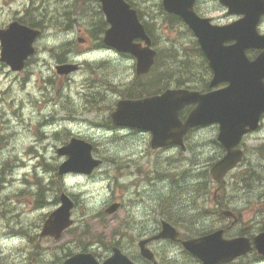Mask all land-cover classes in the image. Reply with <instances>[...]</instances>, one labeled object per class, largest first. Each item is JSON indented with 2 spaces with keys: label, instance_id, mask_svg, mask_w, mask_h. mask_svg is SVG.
I'll use <instances>...</instances> for the list:
<instances>
[{
  "label": "rangeland",
  "instance_id": "rangeland-1",
  "mask_svg": "<svg viewBox=\"0 0 264 264\" xmlns=\"http://www.w3.org/2000/svg\"><path fill=\"white\" fill-rule=\"evenodd\" d=\"M133 1L159 51L160 66L156 70L166 65L170 46L192 53L196 37L187 25H172L167 20L162 0ZM197 10L217 24L238 18L229 15L218 0H199ZM100 11L96 0H0V26L33 14L38 21L40 14H48L44 31L35 43L36 53L23 71L13 72L0 61V264H54L82 251L104 260L115 243L130 256L134 246L131 235L139 233L128 227L132 218L127 210L143 215L130 187L135 177L141 180L137 172L153 183V196L160 193L155 198L150 192L153 224L163 218L155 205L182 190L179 197L183 202H177L184 207V218L191 227H214L209 219L197 223L196 211H187L186 206L193 185L197 184L200 192L204 188L214 191L209 175L212 163L221 156L215 140L218 126L191 135L192 147L187 152L176 147L154 149L149 133L116 129L109 117L122 97L118 90L135 81L148 83L152 76L136 80V60L132 56L98 47L100 36L94 37L93 32L101 28ZM79 38L85 40L79 42ZM61 60L80 62L82 68L59 77L55 67ZM73 136L91 141L94 156L103 159V165L92 174L59 176V166L66 158L59 155L58 148ZM261 145L264 117L260 127L245 137L247 154L232 174L243 175L252 163L256 164L261 158L257 149ZM193 159L197 160L194 166ZM62 192L75 202L73 225L60 239L41 237L42 226L57 208V196ZM116 200H123L126 208L107 214L105 209ZM179 261L191 264L183 256Z\"/></svg>",
  "mask_w": 264,
  "mask_h": 264
},
{
  "label": "water",
  "instance_id": "water-1",
  "mask_svg": "<svg viewBox=\"0 0 264 264\" xmlns=\"http://www.w3.org/2000/svg\"><path fill=\"white\" fill-rule=\"evenodd\" d=\"M100 1L111 25L106 31L104 42L118 51L134 55L137 58L138 75L149 72L155 63L157 51L153 48L152 38L140 21L137 10L126 0ZM219 1L227 6L230 14L242 17L229 24L218 25L195 11L196 0H163V4L168 12L180 16L198 38L214 71L211 87L223 82H227V86L206 93L187 88H169L162 94L143 99H122L112 113V119L118 126L151 131L155 148L173 144L184 147V135L189 129L218 123V140L227 150L226 155L211 168V174L218 182L242 160L244 151L238 146L246 134L259 127L264 115V33L259 31L264 15V0ZM40 33V30L18 21L6 29H0L2 60L13 70H22L27 59L35 53L34 43ZM249 49H260L261 52L255 59H250L247 55ZM77 69L76 64L57 66L59 74H69ZM190 104L196 106L183 121L180 111ZM58 152L68 156L59 166L60 175L70 172L90 174L102 162L93 156L92 143L76 137L59 148ZM60 199L62 204L46 220L42 236L50 235L58 239L73 223L71 210L74 202L65 193ZM119 206V203H113L106 212L113 214ZM178 234L177 229L165 221L163 230L155 238L177 240ZM146 243L142 241L140 244L142 255L154 260V254ZM183 244L203 264L231 261L252 248L250 240L244 237L227 240L223 230L184 240ZM255 245L264 253V233L256 236ZM61 264L136 263L115 247L113 254L103 263L93 253L82 252Z\"/></svg>",
  "mask_w": 264,
  "mask_h": 264
},
{
  "label": "flooded vegetation",
  "instance_id": "flooded-vegetation-1",
  "mask_svg": "<svg viewBox=\"0 0 264 264\" xmlns=\"http://www.w3.org/2000/svg\"><path fill=\"white\" fill-rule=\"evenodd\" d=\"M95 30H97V33L93 32L94 37L102 35L100 30L103 29L98 30L95 28ZM112 52L117 53L115 51ZM59 77L64 78L66 76ZM193 106L189 107L192 108ZM205 128L207 127H197L191 130V132L185 136L184 149L181 146L170 147H176L179 151H189L190 147H192V144H189L190 136ZM132 131L138 132L136 130ZM218 145L222 152V155L219 157L221 158L225 155L226 149L220 144ZM209 146L211 145L209 144ZM261 148L263 147L261 146ZM260 153L261 160L257 161L259 175L232 174L237 169L236 168L229 172L221 183L216 182L213 177L210 176V181L212 186H214L212 195L210 194L211 191L206 192V194L201 193L199 191V186L197 184L193 185L191 196H189L191 201L186 206V210L192 212L196 211L197 223L201 220L205 221V219H209L214 224L213 230L223 229V235L227 239L246 237L250 239L251 245L254 246L255 237L264 232V149H261ZM192 162V166L197 164V160L195 159H193ZM134 174L135 172H133V176ZM137 174L141 176V180L135 177V180L130 181V187L133 190L132 194L135 196L134 201H138V204L142 207L141 210L143 211V215L139 217L135 211L131 212L127 210V213L132 218L128 227L139 233L138 235H131V240H134V246H132V252L130 253L132 260L137 264H180L179 257L183 256L186 257V260L190 261L191 264H203L199 258L188 252L182 243L183 240L188 238L198 237L184 236L182 233L183 225L191 226L189 221L184 218V207L179 206L177 202L181 199L179 195L184 192L178 190L175 192V197L168 198L169 200L159 202L155 205V207H158L157 211L159 214L163 215L161 221L157 222L155 225L151 220L150 192L151 196L155 198L160 195V193L155 192V196H153L154 190L151 185L153 183H151L144 174L140 172H137ZM160 184L163 185L162 187L165 186L164 182ZM201 197H203V202H200ZM116 201L121 204L119 210H123L124 207L126 208L123 200ZM181 201L183 202L182 199ZM135 205H137V202H133V206ZM200 208L202 209L201 215L204 214V218L202 219L198 217L200 216ZM246 216H249V218L246 219ZM164 220L170 222L179 230L181 240L153 238L162 230ZM142 241H148L146 246L153 251L154 260H150L142 255L140 247ZM121 249L122 251L124 250L123 247H121ZM225 264H264V254L260 253L254 246V248L245 255Z\"/></svg>",
  "mask_w": 264,
  "mask_h": 264
},
{
  "label": "trees",
  "instance_id": "trees-1",
  "mask_svg": "<svg viewBox=\"0 0 264 264\" xmlns=\"http://www.w3.org/2000/svg\"><path fill=\"white\" fill-rule=\"evenodd\" d=\"M128 1L131 2L135 6L133 0H128ZM39 6L41 8V1L39 2ZM164 13H166V15L168 16L167 20L172 25L183 23L180 17L174 14L167 13V12H164ZM46 17H48V14L43 13V14H40L38 21H36V19L33 16H31L30 18L23 17L22 19L25 23H28L33 27L43 28ZM102 25L103 23L101 24V26ZM166 52L169 53L167 56L166 65L163 66L161 71L156 70L154 68L152 72V81L153 83H157L156 90H159L162 88L166 89L170 87L172 84H174L177 87L186 86L188 88L201 89V90H206L208 88L209 78L211 77V69L209 67L207 58L205 57L204 53L200 49L197 42L194 44L192 53L188 51L187 49L181 50L175 46H170V48L167 49ZM159 66H160V63H158L157 66L155 67L157 68ZM137 82L138 81L134 82L129 88L121 91V93L124 92L126 96L134 97V96H142L143 94L150 92L148 84H141ZM151 90L155 91L153 87ZM255 168L256 166L253 165V168H252L253 172L255 171ZM40 196H41V199H44L45 197L44 190L40 192ZM57 200H58V196H57ZM200 217L201 219L204 218L202 216ZM187 229H188V232L192 235H195V234L201 235L209 231L208 229L194 230L191 227H187Z\"/></svg>",
  "mask_w": 264,
  "mask_h": 264
}]
</instances>
